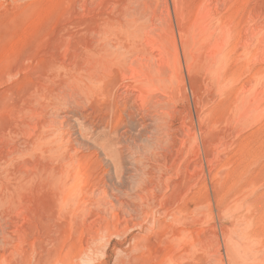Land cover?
I'll list each match as a JSON object with an SVG mask.
<instances>
[{
    "label": "rangeland",
    "instance_id": "374dc122",
    "mask_svg": "<svg viewBox=\"0 0 264 264\" xmlns=\"http://www.w3.org/2000/svg\"><path fill=\"white\" fill-rule=\"evenodd\" d=\"M0 161V264H264V0H0Z\"/></svg>",
    "mask_w": 264,
    "mask_h": 264
},
{
    "label": "bare ground",
    "instance_id": "6f19581e",
    "mask_svg": "<svg viewBox=\"0 0 264 264\" xmlns=\"http://www.w3.org/2000/svg\"><path fill=\"white\" fill-rule=\"evenodd\" d=\"M177 9H179V8H177ZM178 12H179V11H177L176 13H178ZM178 14H179V13H178ZM178 16H179V15H178ZM181 17H182V16H181ZM181 17H180V18H181ZM188 30H189V29H188ZM195 30L197 31V30H199V29H195ZM189 31H190V30H189ZM205 31H206V30H205ZM221 32H222V31H221ZM201 33H202V32H201ZM223 36H224V32H223ZM223 38H224V37H223ZM94 45H95V43H94ZM109 46H110V45H109ZM94 48H95V47H94ZM101 48H102V47H101ZM103 48H104V47H103ZM186 48H188V47L186 46ZM106 49H107V48H106ZM108 50H109V48H108ZM103 53H104V52H103ZM215 61H216V59H215ZM214 64L217 65V61L214 62ZM218 64H220V63H218ZM215 65L213 66V64H211V67H212V68H213V67L216 68ZM218 69H219V68H218ZM218 69H217V70H218ZM81 72H82V70H81ZM83 73H84V71H83ZM145 77H147V76H145ZM148 78H149V76H148ZM146 79H147V78H146ZM147 80H150V79H147ZM0 162H1V161H0ZM1 164H2V163H1ZM1 167H2V166H1ZM0 169H1V168H0ZM1 170H2V169H1ZM4 173H5V172H4ZM0 175H1V174H0ZM1 178H2V177H1ZM2 179H3V178H2ZM2 179L0 180V182L2 181ZM262 213L264 214V206H263V211H262ZM262 228H263V231H264V220H263V226H262ZM230 232H231V231H230ZM235 232H236V231H235ZM230 234H231V233H230ZM168 235H170V234H168ZM168 235H167V236H168ZM234 235H235V234H234ZM168 237L170 238V236H168ZM198 237H199V236H198ZM206 237H207V236H206ZM206 237H205V238H206ZM209 237H210V236H209ZM214 237H215V236H214ZM225 237H226V236H225ZM227 237H228V236H227ZM211 238H212V237H211ZM223 239H224V238H223ZM225 239H226V238H225ZM228 239L231 240L232 238L229 237ZM206 240H207V239H206ZM214 240H215V239H214ZM232 240H233V239H232ZM217 241H218V240H217ZM255 241H257V239H255ZM167 242H169V241H167ZM210 242H211V241H210ZM234 242H235V240H234ZM234 242H233V243H234ZM236 242H237V241H236ZM237 243H238V242H237ZM257 243H261V240H260V242H257ZM164 244H165V243H164ZM235 244H236V243H235ZM238 244H239V243H238ZM238 244H236V245L239 246ZM236 245L232 244V245H231V250L234 251L235 253H238V251H237V249H236V247H237ZM240 245H241V244H240ZM260 245H261V244H260ZM203 246H204V245H203ZM201 247H202V246H201ZM242 247H243V246H242ZM202 248H203V247H202ZM205 248H206V247H205ZM205 248H204V249H205ZM225 248H226V247H225ZM244 249H245V248H244ZM207 250H209V247H208ZM245 250H246V249H245ZM211 251H212V250H211ZM258 251H259V250H258ZM255 252H256V251H255ZM260 252H261V251H260ZM262 252H263V251H262ZM208 254H209V253H208ZM210 254H211V253H210ZM251 254H253V253H251ZM254 254H255V253H254ZM258 254H259V253H258ZM261 254H262V253H261ZM208 256H209V255H208ZM210 256H211V255H210ZM254 256H256V255H254ZM246 261H247V260H246ZM249 261H250V259H249ZM248 264H249V263H248Z\"/></svg>",
    "mask_w": 264,
    "mask_h": 264
}]
</instances>
